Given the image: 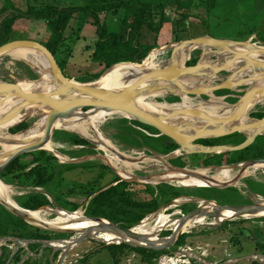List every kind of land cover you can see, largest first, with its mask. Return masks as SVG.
<instances>
[{"label":"rangeland","instance_id":"1","mask_svg":"<svg viewBox=\"0 0 264 264\" xmlns=\"http://www.w3.org/2000/svg\"><path fill=\"white\" fill-rule=\"evenodd\" d=\"M29 1L38 4L53 2L60 6L78 4V0ZM206 1L207 0L192 1L193 13H196L195 16L197 17L199 15V18L194 21L186 20V32L184 33L175 32L179 28V26L176 25V19L178 16L177 14L166 10L168 21L162 28L159 36V46L142 62H148L153 70L166 68L169 65L173 48L178 42L199 36H209L215 39L248 40L257 46H264V0H218L215 7L210 12H205ZM10 2L13 3L14 9L26 8L25 0H0V10L10 4ZM202 2L203 4L199 5ZM12 12L13 11L10 10L4 14H0V26L4 17L8 14H12ZM99 18L102 21L108 22L110 26L109 31H118V19L113 18L112 16H107L105 12L99 13ZM84 21L85 18L80 19L78 25L75 27L76 32L72 37L73 42L71 44L73 47L72 56L68 58L67 67L65 69L66 74L70 76L68 79L77 83H81L76 80L77 78L90 76L89 73L101 69L100 66H97V64H93L90 61L91 51L86 49V46L92 45L97 38L96 27L90 22L85 23ZM73 24L74 23H72V26ZM69 31H71V29ZM183 34L185 36L188 35L189 37L184 38ZM48 35L49 30L44 21H28L27 19H23L16 22L14 31L10 37L13 40H33L43 44ZM78 36L79 38H77ZM176 36L178 39H176ZM179 38L183 39L179 40ZM201 51V47L193 48L185 62L192 58L199 59ZM226 56V54H212L208 57L207 62L217 66L222 65ZM27 61L33 63L31 60ZM28 62L15 58L9 53L0 57V85L5 86L4 91L16 87L21 83H27L28 81H34L40 78L38 70L34 68L35 66L31 67L28 65ZM239 65H241V63H237L235 68ZM107 69L104 70V72L107 71ZM230 70H234V67ZM204 72L205 74L198 76L197 80H194L193 82L200 83L199 80L205 77L208 73H211V70L207 69ZM229 73V71L218 72L214 77L209 79V81L207 79L205 82L208 81L210 84H216L220 80L225 79V76ZM166 85L162 83V85H160L152 94H149L145 100L168 104L177 103L175 105H179L178 103L181 102V99L177 96L178 89L175 87H172L171 89ZM3 86H1V88ZM225 95H227L226 98L223 99L225 102L234 103L236 101V98L230 97V95L236 96L235 93L230 91V93L220 96ZM174 97H178L179 100L176 102L168 101V99ZM209 97L190 95L189 99L193 101L194 105H202L205 108L207 107V104H204V99L213 100V98ZM218 102L221 104L219 110L223 109V101ZM262 106L263 104L261 103L250 109L246 115L247 121H249L248 119L253 118L250 114L259 111ZM218 107L219 105L214 110ZM80 110L85 113V115L99 112V110L94 107H87ZM43 112L44 108L32 109L29 118L25 121L29 123L28 127H34V125L40 121ZM24 113L25 111L21 109L17 112V115L22 116ZM124 115L125 114L120 112H113L104 115L96 123V130L91 128L90 121L85 118V121L79 122H82V125L84 124V127L86 128L85 131H83L84 133L74 130L53 129L50 137L51 143H47L46 146L48 148L53 147L58 154L62 155L57 156V154H55L56 152H53L55 154L54 156L57 157L58 164L78 163V166L71 170L62 169L63 171L61 175H58L57 178H55L48 189L34 188L29 183H23L25 182L23 179L15 182L10 179L7 182L1 179V181L9 186L10 198L19 205V201L32 191L40 190L46 193L51 204L43 207L44 209L39 211H42L41 217L44 220L49 221L61 216L58 213H52L50 209H55V211L63 209L68 212L64 203L68 200H75L70 194L72 188L80 186L84 188L90 187L94 190L108 184L115 178V176L122 178L123 176L121 173H131V177L128 178L130 179L128 181L131 182L149 184L153 187H156L158 184H169L190 193L189 195L174 199L177 200L176 202L173 200L169 204L163 205L158 211L152 213V217L148 216L142 220L138 226L145 223V228L154 227L158 221V215L162 212L167 216H171V219H179L186 213L184 212L182 205L189 208V210H192V208H195L200 204L198 202L199 200L205 199L202 196L206 195L213 197L215 200L210 201L215 202L217 205H250L264 200V168L252 166L247 168L245 172L239 176L242 162L226 164L225 161L219 157L217 159H212L211 156L213 155L208 157L204 156V158L202 155H186L179 153L176 150L169 153H162L161 150L157 148L161 146L160 141L163 140V135L156 134L150 129L133 124V119ZM124 119H127V121H123ZM196 121L201 120L196 119ZM125 126L132 127L137 132L142 133V135L136 134V136L139 137L141 144L130 145L121 140V136L125 138L126 135L124 131ZM0 131L2 134L0 137L9 138V130L0 128ZM56 131L59 132L58 140H55ZM66 132L75 133L88 140L91 144L88 146L67 145L62 141L63 139L69 138V135ZM97 134L103 136L108 141V145L102 143L101 140H99L100 138L98 139ZM134 136L135 134H132L130 137ZM178 160L185 162L186 166H178L175 163ZM103 165L109 166L115 171V173L110 169H106ZM181 168H185L191 172H204L209 177L217 176L221 174L224 169H228L229 179L227 182L225 180V182H223L226 183L227 186L211 187L215 190H206L203 189L205 187L194 185L185 186L177 182V180L168 181L158 179L165 172L179 171ZM142 177L148 178L146 179ZM223 183L221 184L224 185ZM77 199L82 200L83 198ZM77 211L82 212L84 216L88 217L85 214V208L80 207ZM260 218H264V216L226 219L221 223H216L214 219L205 218V224H198L184 232L188 234L184 245L176 247L175 243L170 249H167L170 253L162 254L156 259V264H252L254 262L252 260H243L246 256H251L255 261L260 259L264 261V254H261L259 250H264V246L259 247V244L256 246V241H259L258 239L252 241L255 238L253 236H255L256 230L261 229L264 234V220H258ZM245 219H249L250 221L240 222V220ZM29 224L37 226V223H34L33 221ZM170 230L171 227H167L156 232L157 238L168 236L165 232ZM235 233L238 234L239 240L243 242L242 245L244 246L242 249H240V245H235L234 241L231 240ZM70 234L71 238L78 237V234ZM70 237L67 239H70ZM11 241H13L14 244H11L9 249L14 251L18 250L17 248L20 246H26V244L29 243L28 240L24 239L4 237L0 239V246ZM262 242L264 244V241ZM100 244L109 245L96 238L84 241L82 244L73 247L68 251L63 264H80L77 263V261L89 252H92V255L88 264H114L109 250L101 247ZM42 248L44 247L42 246ZM42 248H40L41 251L43 250ZM29 255H34V252L31 253L27 250L23 255V259H26ZM60 256L61 254L59 255V258ZM59 258L56 261V264H58ZM141 263V257L133 252L123 256L119 264Z\"/></svg>","mask_w":264,"mask_h":264},{"label":"trees","instance_id":"2","mask_svg":"<svg viewBox=\"0 0 264 264\" xmlns=\"http://www.w3.org/2000/svg\"><path fill=\"white\" fill-rule=\"evenodd\" d=\"M26 8L14 9L13 3L10 2L7 6L0 10V14L7 11H13L4 17L0 26V46L4 43L12 41L10 35L14 31L16 22L27 19L42 20L45 22L49 30V35L43 43L55 57L61 73L70 78L66 74L68 58L71 57L72 37L76 32V25L80 19L85 18V23H91L96 27L97 38L92 45L86 46L90 50V61L97 64L101 69L89 73L90 76L77 78L79 82H88L98 79L104 70L114 64L121 62L141 63L151 52L159 46V36L162 28L168 21L167 11L177 14L176 25L179 28L175 32H186V20L194 21L199 18L193 13L192 1L195 0H78L76 5L60 6L53 2L48 3H32L25 0ZM38 1V0H36ZM218 0H207L205 3V12L212 11ZM200 3L199 5H202ZM10 5V6H9ZM105 12L107 16H112L118 19V31H109L110 26L107 21H102L99 18V13ZM72 23L73 26H72ZM71 29V31H69ZM78 29V28H77ZM184 38L189 37L184 35ZM79 38V36L77 37ZM176 39L177 36H176ZM183 39V38H179ZM198 61V58H192L186 62L187 66H193ZM230 93L229 90L217 91L216 95ZM178 97L168 99L169 102L178 101ZM233 102V101H232ZM253 118L264 117V104L259 111L250 114ZM123 121H127L124 119ZM133 124L145 127L152 130L154 133L159 132L151 126L142 124L136 120H132ZM29 126L28 122H22L10 129L11 133H17ZM126 133L125 138L121 136V140L127 144H141L139 137L141 132H137L132 127H124ZM69 138L63 139V143L67 145L88 146L91 143L75 133L66 132ZM135 134L134 137H130ZM59 132H55V140H58ZM245 134L235 132L220 138L200 139L196 143L205 146L208 145H238L245 140ZM160 141L161 146L157 149L162 153H169L178 148L175 142L162 136ZM195 156L202 155L203 157L210 156L209 154H193ZM204 157V158H205ZM221 158L226 164L240 163L250 159L264 158V136H258L255 141L248 147L222 154H214L213 159ZM180 167H185L186 163L178 160L175 162ZM78 163L58 164L57 157L46 150H37L22 154L15 158L2 172L0 179L3 181H18L23 179L34 188H47L50 184L61 175L62 169L71 170L76 168ZM106 169H112L109 166L103 165ZM66 168V169H65ZM105 188V189H104ZM203 189L212 190L214 188L205 187ZM215 190V189H214ZM74 201L68 200L64 204L69 211H77L80 207L86 209L85 214L88 217H100L107 219L113 223L120 225L123 228H132L140 223L152 213L158 211L163 205L169 204L174 199L181 196L189 195L190 193L181 188L169 185L158 184L153 187L149 184H138L119 176L106 185L92 189L90 187H74L70 191ZM207 200H215L213 197L206 195L202 196ZM82 199V200H78ZM51 202L46 193L36 190L32 191L19 201V206L31 211L39 210L50 205ZM184 212H188L189 208L183 206ZM194 209V208H192ZM191 211V210H189ZM258 220H264L260 218ZM250 221L249 219L240 220V222ZM171 231H166L169 235ZM254 240L256 246H264V234L261 229L255 231ZM71 236L70 233L56 232L34 226L26 222L24 219L16 216L0 204V239L14 238L31 240L26 246H20L18 250L9 249L13 241L7 242L0 246V264H56V261L61 254L60 250L55 251L52 247L42 248L41 241L52 239H67ZM188 234L183 233L176 241L175 246H182L186 243ZM232 241L235 245H240L243 248L242 241L239 240L238 234H233ZM101 247L109 250L114 264H119L123 256L135 252L141 257V264H156V259L162 255L170 253L168 250L154 251L141 247H133L126 243H113L109 245L100 244ZM42 248L43 250L41 251ZM28 251L34 252V255H29L23 259V255ZM260 253L264 254V250L259 249ZM94 253V252H93ZM92 252L85 254L77 263L88 264ZM252 264H264L258 260H254Z\"/></svg>","mask_w":264,"mask_h":264},{"label":"water","instance_id":"3","mask_svg":"<svg viewBox=\"0 0 264 264\" xmlns=\"http://www.w3.org/2000/svg\"><path fill=\"white\" fill-rule=\"evenodd\" d=\"M187 46H192L194 48L201 47L202 51L200 53V58L193 66H187L186 62H184L182 68H179L177 65V52L181 48H185ZM17 48H26L42 53L43 58L48 63V71L39 72L40 78L34 81H28L27 84L42 85L46 83L49 88L48 90L42 91L31 87V89H29L19 84L16 87H12L11 89L4 91L5 86L0 85V111H3V109H5L9 104L14 103L9 109H6V111L8 110L7 112L5 111L0 114V117L4 115L2 118H0V127L7 125L5 123L14 119L17 115V112L21 109L25 111L24 117L8 127V133L12 136L25 134L30 130V127H27L17 133H10V129L12 127L25 122L29 118L30 111L32 109L44 108V111H46V118L41 128V136L23 138V140L0 137V173L15 158L25 153L37 150H46L55 155L51 150L45 148V145L50 142L51 133L53 132V123L59 116L64 117L69 112L87 107H94L99 111H105L107 113L120 112L125 114V116L128 118L151 126L156 129L159 134L172 139L175 144L178 145L176 151L186 155H214L238 151L250 146L258 136H264V117L251 118L247 122H241V119L245 113V109L249 103L253 99L264 98V84H258L264 79V59L249 56L254 54L264 55V46H257L248 40L215 39L209 36H199L178 42L173 48L169 65L163 69L146 71L143 69V62H121L114 64L107 70L118 64H130L136 69L135 72L137 75H134V77L125 76L121 78V81L130 85L128 89L124 90L99 88L94 86H79L78 84H83L82 82H75L76 85L73 86H68L65 83H62L60 80H67V82L70 80L61 73L53 54L46 46L33 40H12L2 44L0 46V57ZM212 54H226L227 56L224 58L222 65L217 66L205 61L204 59L205 56H210ZM25 61L28 62L27 60ZM237 63H241V65H239L237 68H234V70H230L231 68L235 67ZM28 65L31 67L35 66L31 62H28ZM207 69H210L211 73H208L205 77L200 79V83L193 82L190 85H186L183 82L184 78H188L193 75L197 76V73L206 71ZM221 71H229L230 73L225 76V79L220 80L216 84H210L208 82L209 79ZM101 76L99 78H101ZM207 79L208 81L205 82ZM156 83H164L165 85H168H166L167 87L177 88V96L180 99H182L183 96L189 97L190 95L210 96L209 98H213L214 101H223L224 108L218 110V113L215 115L208 114L207 112L199 110L195 107L167 110L164 114L158 115L144 108L139 100H137L141 94L149 91L148 89L151 87V85ZM1 86L3 87L1 88ZM220 90H229L235 93L236 96L231 97L236 98V101L234 103L225 102L223 99L226 98V96H219L215 94ZM56 96H59V98L53 99V97ZM210 102V99H204V104H209ZM230 109L233 111L226 114V112H228ZM176 116L199 119L206 124L195 126L192 124L181 123L180 125L172 126L165 123L166 120ZM235 132H242L245 134L246 138L241 144H219L205 146L196 143V141L200 139L220 138ZM1 143H16L20 145L18 146L19 148L10 153H3L1 149ZM260 162L264 163V158H255L253 160L250 159L242 162L239 176L243 174L247 168H250L256 163ZM180 170L186 171L185 174L187 176L200 177L203 179H207L209 177L204 174H198L197 172L187 171L185 168H181ZM142 178L147 179L148 177ZM122 179L130 180L124 177H122ZM211 179L213 180V178ZM223 184L224 185L219 182H214V184L206 183L205 185L209 187L227 186L226 183ZM176 201L177 200H174V202ZM198 202L200 204H198L197 207L183 214L179 219H176L178 224L175 230L171 228V233L168 236L156 239H151L135 232L133 229L139 223L132 228H123L116 223L100 217H87V220H95L98 222V224L84 230L53 227L43 221L36 225L47 230L78 234L77 238L70 237V239H65L69 241L68 244H65V246H56L53 244V242H60L64 239H52L40 242L43 247H52V249L55 251L60 250L61 256L59 258L58 264H63L70 249L82 244L86 240L93 239L96 236L104 233H114L120 237H126L129 239H120L110 242L99 239L103 242H106V244L126 243L133 247L161 251L170 249V247L173 246L178 238L185 232H179L180 229L183 228L188 221L194 218H210L214 219L216 223H221L226 219L239 217H258V213L264 211V204H262V202L250 205H217L215 202L205 199H201ZM0 203L11 213L24 219L26 222L31 223L30 219L26 215V211L30 212L31 210L17 207L16 205L11 204L9 200H5L3 198L0 199ZM209 206L211 208L207 209ZM41 209L44 208H40L39 210ZM50 210L52 213L58 214H61V211H65L63 209H60L59 211H55V209ZM221 210L230 211L232 216L224 220H219L218 217L221 213ZM149 216L152 217L153 214ZM28 242L33 241L28 240ZM243 260L254 261L251 256H246ZM258 261L264 263L262 259Z\"/></svg>","mask_w":264,"mask_h":264},{"label":"bare ground","instance_id":"4","mask_svg":"<svg viewBox=\"0 0 264 264\" xmlns=\"http://www.w3.org/2000/svg\"><path fill=\"white\" fill-rule=\"evenodd\" d=\"M193 48L194 47H192V46H187L185 48H181L177 52L176 57H177V65L179 66V68H182L183 63L187 60V58L189 57V54L193 50ZM9 54L12 55L15 58H19V59H22V60H31L35 64L36 70H38V72H41V71L46 72V71H48V68H49L48 67V63L43 58V55H42L41 52H38L36 50H29V49H26V48H17L15 50L11 51ZM249 56H252L254 58L264 59V55H260V54H254V55H249ZM208 57L209 56H205V58H204L205 61H208ZM143 69L146 70V71L153 70V69H151L150 64L148 62L144 63V68ZM135 71H136V69L133 68L130 64H127V65L118 64V65L114 66L113 68L107 70L101 76V78H99V79H97V80H95L93 82H90V83L88 82V83H83V84H78V85L79 86H94V87H99V88H109V89L112 88V89H116V90H124V89H128L130 85L126 84L123 81H121V78H123L125 76H133L134 77V75H137ZM202 74H205V72L201 71V72L196 74L197 76L193 75L191 77L184 78L183 82L186 85H190V84L193 83L194 80H197L198 76H201ZM60 81L62 83H65L68 86L76 85V83L74 81H69V82H67V80L66 81L65 80H60ZM258 84L259 85L264 84V79L262 81H260ZM21 85H23V86H25V87H27L29 89L36 88V89L42 90V91L48 90V88H49V86L46 83L42 84V85L41 84L29 85L26 82H24V83H21ZM160 85H162V83H156V84L151 85V87L148 89L149 91L141 94L137 98V100H139L141 105L144 108H146L147 110L151 111V112H154V113H156L158 115H160V114L162 115L167 110H175L177 108L195 107V108H197L199 110H202V111H205V112H207L208 114H211V115H215V114L218 113V110H219L221 104L218 101H213V100H211V102L209 104H207V107H205V108L202 105L201 106L194 105L193 101H191L189 99V97H186V96L182 97L181 102L178 103L179 105H175V104L170 105V104L163 103V102L162 103H158V102H155V101H146L145 98L149 94H152L154 91H156ZM170 88L172 89V87H170ZM58 98H59V96L53 97V99H58ZM261 103L262 104L264 103V98L253 99L249 103V105L246 107L245 113H244V115H243V117L241 119V122H247V116H246L247 113L250 111V109L254 108L256 105L261 104ZM13 104L14 103L9 104L5 109H3V111H0V114L5 112L6 109H9ZM218 105H219V107L216 110H214ZM232 111L233 110L230 109L228 112H226V114H228V113H230ZM107 114H110V113H107L105 111H99V112H96V113L85 115V113H83L80 109H76V110H74L72 112L67 113V115L64 116V117L59 116L55 120V122L53 123L52 128L53 129H57L58 128V129L74 130V131H80L81 133H84L83 131H85L86 128L84 127V124L82 125V122L81 123H79V122L80 121H85V118H86V119H88L90 121L91 128H93V130H96V127H97L96 123L100 120V118H102L104 115H107ZM3 116H1L0 118H2ZM23 117H24V115H22V116H18L17 115V116H15L14 119L10 120L9 122H6L5 124H7V125H3L0 128L8 130L9 126L14 124L15 122H18L19 119H21ZM45 118H46V111L43 112V115H42L40 121L36 125H34V127H31L30 130L27 133L15 135V136H12V135H10L8 133L9 134V138H13V139H16V140H23V138H32V137H35V136H41V134H42L41 133V128L43 126V122H44ZM165 123L168 124V125H172V126H177V125H180L181 123L192 124V125H195V126H200V125H205L206 124L203 121H196V119L185 118V117H181V116H176V117H173L171 119H168V120L165 121ZM1 135L2 134L0 133V136ZM4 136H6V135H4ZM97 137H98V139L100 138L99 140H101L102 143H104L105 145H108V141L103 136L97 134ZM49 143H51V142H49ZM19 145L20 144H16V143H11V144H3V143H1V149H2L3 153H10V152L16 150L17 148H19L18 147ZM45 148L51 150L52 152H56L53 149V147L52 148H48L45 145ZM55 154H57V156L61 155V154H58L57 152ZM254 167L264 168V163H261V162L260 163H256L254 165ZM185 172L186 171H182V170L174 171V172L168 171V172H165L164 174H162V176L159 177L158 179L168 180V181L169 180H177V182H179L180 184H183L185 186L186 185H194V186H198V187H206V185H205L206 183L214 184V182H219V183H223L225 181L227 182L228 179H229V170L228 169H224L221 174H219L217 176H214V177H208L207 179H203V178H200V177H194V176H187L185 174ZM197 173L206 175L204 172H198L197 171ZM121 175L124 178H130L131 177V173H128V174L123 173ZM211 178H213V180ZM9 194H10L9 186H7L0 179V199L3 198L5 200H9V202H11V204L16 205L17 207H20L15 201H13L10 198ZM262 204H264V200L262 201ZM210 208L211 207L209 206L207 209H210ZM41 214H42V211H39V210L38 211H30V212L26 211V215L30 219V221H33L34 223H37V224L39 222L43 221V222H46V223L50 224L53 227L72 228V229H75V230H84L86 228H90V227H93L96 224H98V222L95 221V220H87V217L84 216V214L82 212H80V211H76V212H71L69 210H68V212L61 211V214H60L61 216L56 217L55 219L49 220V221L44 220L41 217ZM230 216H232V213L230 211L221 210V213H220L218 218H219V220H224V219H226V218H228ZM258 216H264V211L259 212ZM53 217H54V215H53ZM205 223H206L205 222V218H203V217L194 218V219L188 221L186 223V225L183 228L180 229L179 232L188 231L192 227H194V226H196L198 224H205ZM177 224H178L177 220L171 219V216H167V215H165L162 212V213H160L158 215V221H157V223H156V225L154 227L145 228V223H143L140 226H138V225L135 226V228L133 230L135 232L139 233V234H142V235L148 237V238L156 239L157 238L156 232H158L160 230H163L164 228H167V227H171L173 230H175ZM95 238L97 240L101 239V240H104V241H107V242L117 241V240H120V239L121 240H124V239L127 240L128 239L126 237H120V236H118L117 234H114V233H104V234H101L99 236H96ZM68 242H69L68 240L64 239V240H62V241H60L58 243H53V244L56 245V246H65V244H68Z\"/></svg>","mask_w":264,"mask_h":264},{"label":"flooded vegetation","instance_id":"5","mask_svg":"<svg viewBox=\"0 0 264 264\" xmlns=\"http://www.w3.org/2000/svg\"><path fill=\"white\" fill-rule=\"evenodd\" d=\"M112 172H114L115 173V171L112 169ZM122 174V173H121Z\"/></svg>","mask_w":264,"mask_h":264},{"label":"crops","instance_id":"6","mask_svg":"<svg viewBox=\"0 0 264 264\" xmlns=\"http://www.w3.org/2000/svg\"><path fill=\"white\" fill-rule=\"evenodd\" d=\"M264 44V43H263ZM225 96H227V95H225ZM230 97H231V95H230ZM264 104V103H263ZM11 133V132H10Z\"/></svg>","mask_w":264,"mask_h":264}]
</instances>
